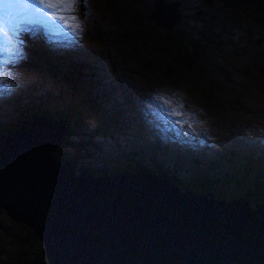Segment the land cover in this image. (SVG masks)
I'll return each mask as SVG.
<instances>
[{"label":"rangeland","instance_id":"rangeland-1","mask_svg":"<svg viewBox=\"0 0 264 264\" xmlns=\"http://www.w3.org/2000/svg\"><path fill=\"white\" fill-rule=\"evenodd\" d=\"M172 1L179 25L178 33L168 38L160 30L164 25H143V10L132 0H15L14 14L0 4V117L17 115L18 119L38 106L52 114L59 110L62 115L78 114L69 122L76 121L73 131L65 129L64 135L73 143L64 141L63 151L80 169L83 162L106 167L116 159L123 163V149L147 156L136 151L143 149L148 134L149 140L161 144L164 165L181 159L175 170L181 176L193 166L189 160L201 166L215 150L221 167L237 174L229 175L227 186L244 189L237 181L245 177L246 169L235 171L225 162L237 148L244 157L253 146L264 143L263 138L244 134L264 116V12H255L248 1L231 8L222 0L210 6L202 0H158L156 12L163 15L158 9ZM50 4L59 6L58 20L45 16ZM36 6L46 8L44 16L33 12L31 7ZM132 12L137 18L130 21ZM25 31H30L28 40L35 35L41 39L58 63L68 57L86 63L79 73L86 74L80 78L85 84L91 83L82 96L88 102L80 104L73 90L49 71L29 67L26 59L33 47L23 38ZM180 50L190 57L187 64L176 53ZM86 52L89 60L77 57ZM207 80L213 91L204 88ZM74 106L77 111L80 106V115ZM106 120L113 123L108 132L103 128ZM257 153L256 161L264 163L262 149ZM247 192L252 202L264 200ZM21 223L0 208V264H47L40 240Z\"/></svg>","mask_w":264,"mask_h":264},{"label":"water","instance_id":"water-1","mask_svg":"<svg viewBox=\"0 0 264 264\" xmlns=\"http://www.w3.org/2000/svg\"><path fill=\"white\" fill-rule=\"evenodd\" d=\"M157 1L155 22L171 29L176 3L161 15ZM65 129L40 114L0 130V207L31 227L48 264H264V204L181 188L145 165L76 168L53 154Z\"/></svg>","mask_w":264,"mask_h":264},{"label":"trees","instance_id":"trees-1","mask_svg":"<svg viewBox=\"0 0 264 264\" xmlns=\"http://www.w3.org/2000/svg\"><path fill=\"white\" fill-rule=\"evenodd\" d=\"M107 1V0H106ZM133 5L138 7L140 10H143L144 16L140 18V21L143 22V25L149 24L154 25L155 28H159L157 23L155 22V18L152 15L153 11V2L149 0L148 2L142 1V0H132ZM171 1V0H170ZM224 4L228 5V7L231 8H237L239 4H245L248 2H251L254 4L255 12L263 11L264 12V6L262 5L260 0H222ZM202 2H205V0H202ZM157 10V7H156ZM209 10H205L203 14H205L208 17ZM134 18H137V13L132 12L130 21H132ZM179 25V22L174 24L171 29H163L160 28L161 31H163V38L166 36H170L173 33H178L177 26ZM198 45V44H197ZM33 49L31 50L30 57L28 60H26V63L29 65V67H34L39 70H45L49 71L53 77L59 82L64 83L69 89H72V96L75 98H78L81 100L80 104H84L85 102H88V100L85 97H82L85 91L87 92V89L91 86V83L85 84V78L86 74L79 73L82 70V66L86 63L82 62L80 60L77 61V59H68L67 61H61V63H58L46 50V48L43 46L42 43H40L37 40H34L33 42ZM189 51H195V47L193 44H190ZM201 52V51H200ZM180 57L183 56V58L187 59L186 64L188 63V60L190 57L187 58V52L180 50L179 52H176ZM71 60V61H70ZM64 62V63H63ZM79 64V65H78ZM55 66L62 67V69H59ZM211 80H207L206 85L204 86L205 89L209 91H213V86L211 85ZM83 87V88H82ZM86 89V90H85ZM85 90V91H84ZM74 109L77 111V109L74 106ZM81 110L80 106L78 108ZM77 111L80 115V111ZM45 114L49 117L59 116L61 117V120L65 123V125L68 127L67 131L72 132V128L76 126V121L73 125H70V121H73L74 118L78 116V114H64L62 115L60 110L57 114H52L51 110L48 108L43 107H36L31 108L29 113L24 114V116H20V118L16 119V116H11L7 118L6 120L0 119V130H4L7 132H11L13 129L17 127V124L19 120L25 118L28 115L32 114ZM18 114V113H17ZM114 115V113H111V116ZM15 118V119H13ZM111 120H114L113 117H111ZM111 123L109 120L103 121V128L108 132L110 131ZM11 130V131H10ZM148 136H150L148 134ZM148 136H144V143L142 145L141 150H138L136 152L143 153L146 152V155L138 156L136 153H133L131 149H123L125 152V159L123 160V163H120L118 159H116L113 162L112 167H106L103 166V170L106 173H115L121 170H140L144 168V165L146 168H148L149 171H152L156 174H160L164 178H168L178 184H180L181 188H188L191 190L203 192L204 190L212 192V196L215 198H222V199H230L232 197L236 196H242L249 198V201L247 200V205L252 208V200H250L251 194L247 192L249 190L250 192H255L259 197H264V173H255L250 171L251 176L248 172H246L245 177L240 176L238 172L239 180L237 181L238 184L242 185L244 189H237L235 186L230 185L227 186V182L229 181V175H233V171H230L228 169H219L220 162L217 161L214 158H208L204 162L205 164L202 165V167L199 165H196L194 162L189 160V164H193V166L188 167V172H186L183 176L177 174L175 172L177 165L181 164V159L179 157L175 158L173 160V164L171 165H164L162 163V159L160 158V155L162 153L161 151V144L156 142L153 138L151 140L148 139ZM166 140L167 137L163 136ZM64 141L73 143V141H69L66 135L63 136ZM150 141V143L148 142ZM63 141V142H64ZM60 144L59 146L56 145L55 151L53 154L59 158V159H66L71 158V154H67L65 151H63V146L65 143ZM237 157L231 156L230 159L233 162V159H235L234 163H228L227 166L230 165V167H234V169H239L241 167L245 166V162L242 166L239 167L238 160L242 159V156L240 154L236 155ZM144 157L146 160H144ZM73 161V159H72ZM226 161V160H225ZM74 163V161H73ZM84 168L92 173L99 172V166L93 165L92 163H82ZM76 168H80L78 164H75ZM249 167V166H248ZM102 170V171H103ZM101 171V169H100ZM226 174H225V173ZM230 172V173H229ZM235 174V173H234ZM237 175V174H235ZM227 180H225V179ZM222 179V180H221ZM225 182V183H224ZM222 183V184H221ZM195 184V185H194ZM196 184H199L200 187H196ZM194 185V186H193ZM225 185V186H224ZM217 189V190H216ZM220 191V192H219ZM261 204H264V200H260ZM23 225V228L25 224L21 223ZM28 229L30 231V228H24Z\"/></svg>","mask_w":264,"mask_h":264},{"label":"clouds","instance_id":"clouds-1","mask_svg":"<svg viewBox=\"0 0 264 264\" xmlns=\"http://www.w3.org/2000/svg\"><path fill=\"white\" fill-rule=\"evenodd\" d=\"M173 2V1H172ZM176 3V2H175ZM165 6H167V5H165ZM177 22H179V19H178V21ZM84 68V67H83ZM189 101V100H188ZM187 102V101H186ZM186 105H188L187 103H186ZM190 105V104H189ZM191 106V105H190ZM191 110H192V106H191ZM193 111V110H192ZM193 113H194V111H193ZM32 115H40V113L39 114H32ZM28 116H30V115H28ZM28 116H26V117H28ZM195 116V115H194ZM25 117V118H26ZM56 117H59V116H54V118H56ZM206 117V116H205ZM223 117V116H222ZM222 117L220 118V120L222 119ZM206 118H208V117H206ZM0 119H2L1 117H0ZM24 119V118H23ZM195 119L198 121V118H196L195 117ZM209 119V118H208ZM4 120H6V119H4ZM22 120V119H21ZM21 120H19V122L21 121ZM209 121H210V119H209ZM18 122V123H19ZM219 122V121H218ZM218 122L217 123H215V125H218ZM210 123H212V122H210ZM213 124V123H212ZM18 125V124H17ZM264 128V116L263 117H261L258 121H254L253 123H251L248 127H247V129L244 131V134L245 135H247L248 137H250V138H258V137H260V138H263L264 139V136H261V135H263L262 134V129ZM240 128H237V129H235L234 131H235V133L236 132H238V130H239ZM11 131V130H10ZM252 131V132H251ZM239 135V134H238ZM162 136H164V135H161L160 137H162ZM218 143H216V145H217ZM164 145H167V144H164ZM163 145V146H164ZM205 143L203 144V147L205 148ZM162 147V146H161ZM190 149H192V147H190ZM259 149H262V151H263V153H262V155L264 156V143H258L257 145H255V146H253L252 147V149H251V151L248 153V155L246 156V154H245V156L243 157L242 156V152L241 151H239L238 150V148H237V151L235 152V154H231V156H233V155H237V154H240L241 156H242V159H239L238 160V163H239V167L240 166H242L243 165V163L245 162V166L244 167H241V168H239L238 170H244V169H246V172H248L249 173V175L251 176V173H250V171H252V172H255V173H264V163H260V162H257L256 161V158H255V156L258 154L257 153V151L259 150ZM161 151H162V149H161ZM212 152V154H213V156L212 157H210V156H207V158L206 159H208V158H214V159H216L217 161H219L218 160V158L215 156V154H216V151L215 150H212L211 151ZM234 157V156H233ZM160 158L161 159H163V151H162V153H161V155H160ZM205 159V160H206ZM204 160V161H205ZM220 162V161H219ZM225 162V161H224ZM230 162V164L232 163V161H231V159H230V157L227 159V161L225 162L226 164H228ZM94 165V164H93ZM202 165H204V164H202ZM202 165H201V167H202ZM99 166V171H100V169L101 170H103V166H105L104 164H99L98 165ZM249 166V167H248ZM101 167V168H100ZM109 167V166H108ZM199 167H200V165H199ZM219 169L220 170H223L224 168H222L221 167V164L219 165ZM237 169H235V171H236ZM237 170V171H238ZM104 171V170H103ZM195 191V190H194ZM206 190H204L203 192H205ZM196 192H199V191H196ZM211 194H212V192H211ZM207 195L209 196V194L207 193ZM236 197H238V196H236ZM232 198H234V197H232ZM246 200H248L249 201V198H246ZM253 207V206H252ZM251 208V207H250ZM19 222V221H18ZM30 230L32 231V229H31V227H30ZM33 232V231H32ZM34 234V233H33ZM35 236V235H34ZM36 237V236H35ZM36 238H38V237H36ZM39 239V238H38ZM40 240V239H39ZM40 242H41V240H40ZM41 244H42V242H41ZM42 248H43V253H44V247H43V244H42ZM44 256H45V254H44ZM45 261L47 262V259H46V256H45ZM47 264H48V262H47Z\"/></svg>","mask_w":264,"mask_h":264},{"label":"bare ground","instance_id":"bare-ground-1","mask_svg":"<svg viewBox=\"0 0 264 264\" xmlns=\"http://www.w3.org/2000/svg\"><path fill=\"white\" fill-rule=\"evenodd\" d=\"M39 1V0H38ZM44 1H46V0H44ZM52 1V3H53V0H51ZM60 1V0H59ZM245 1V0H244ZM43 2V1H42ZM56 2V1H55ZM65 2V1H64ZM0 4H4L7 8H8V10H9V13L10 14H14L15 12H16V8H18V6H17V4H16V2H15V0H0ZM49 4V3H48ZM153 4V3H152ZM33 5V4H32ZM41 5H42V3H41ZM68 5V4H67ZM1 6V5H0ZM44 6V5H43ZM46 6V5H45ZM59 7V6H58ZM57 6H56V4H50V5H48V8L46 9V13H44L45 14V16L46 17H48L49 18V20H52V18H50V17H56V19L57 18H59V16H60V12H61V10L58 8ZM24 8V7H23ZM28 8V7H27ZM30 8V7H29ZM28 8V9H29ZM62 8V7H61ZM5 9V8H4ZM31 9L32 10H34L33 12H35V14H37V15H39V16H41V14H43V11H45V9L44 8H42V7H39V6H36V7H31ZM66 9V8H65ZM64 9V10H65ZM25 10V9H24ZM3 11V10H2ZM31 12V11H30ZM28 13V12H27ZM22 14V13H21ZM26 14V13H25ZM31 14V13H30ZM44 14H43V16H44ZM66 14V13H65ZM64 14V15H65ZM27 19V18H26ZM20 20V19H19ZM58 20V19H57ZM67 20V19H66ZM56 22V21H55ZM47 24H48V22H46ZM63 24V23H62ZM53 25V24H52ZM56 25V24H55ZM60 25V24H59ZM52 27V26H51ZM63 27V26H62ZM76 41V40H75ZM73 42V41H72ZM80 43V42H79ZM88 53L89 52H86L84 55L85 56H81V55H79V56H77L78 58H82V57H85L86 58V60H89V56H88ZM95 73H96V75H98V70L96 69V71H95ZM104 87H106V86H104ZM1 89V88H0ZM3 89H6V88H3ZM8 91V90H7ZM172 119V118H171ZM99 156V155H98ZM232 169V168H231ZM225 173V172H224ZM226 174V173H225ZM225 179V178H224ZM222 180V179H221ZM226 180V179H225ZM229 180V179H228ZM227 181V180H226ZM225 183V182H224ZM222 184V183H221ZM228 184V183H227ZM225 186V185H224ZM217 190V189H216ZM220 192V191H219ZM1 209H2V207H0ZM5 211V210H4ZM6 212V211H5ZM7 213V212H6ZM8 214V213H7ZM10 216V215H9ZM13 219V218H12ZM14 220V219H13ZM16 221V220H15ZM26 226H28V225H26ZM29 227V226H28ZM30 228V227H29Z\"/></svg>","mask_w":264,"mask_h":264},{"label":"flooded vegetation","instance_id":"flooded-vegetation-1","mask_svg":"<svg viewBox=\"0 0 264 264\" xmlns=\"http://www.w3.org/2000/svg\"><path fill=\"white\" fill-rule=\"evenodd\" d=\"M215 0H205V2L204 3H206V4H208L209 6H210V4L211 3H213ZM204 10V9H203ZM157 25H160V26H162L160 23L159 24H157Z\"/></svg>","mask_w":264,"mask_h":264}]
</instances>
